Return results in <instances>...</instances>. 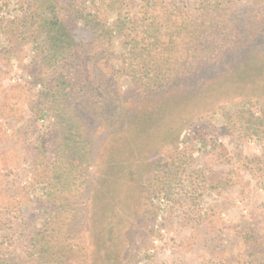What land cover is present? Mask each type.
<instances>
[{"label":"rangeland","instance_id":"obj_1","mask_svg":"<svg viewBox=\"0 0 264 264\" xmlns=\"http://www.w3.org/2000/svg\"><path fill=\"white\" fill-rule=\"evenodd\" d=\"M35 1L0 0V214L5 217L1 221V225L5 223L3 232L8 233L10 228L6 237L14 242L19 239L11 236L15 227L35 230L41 226L33 201L49 190L53 173L50 162L43 161L47 153L40 156L38 165L34 162L43 144L49 139L53 142V137L62 133L53 130L55 117L45 109L47 92L43 82L48 75L36 58L44 36L24 18L33 7L40 14L43 7H36ZM54 1L81 54L95 44L92 27L100 31L114 17L105 13L75 16L81 7L88 9L102 0ZM123 1L124 11L129 13H140L144 5L143 0ZM194 3L179 0L181 9L189 10ZM261 7L264 0L215 7L213 17L220 22L225 19L228 27L232 23L235 37L251 32L248 26L255 23L253 39L259 44L237 63L227 57L228 70L198 89L193 88L198 82L189 83L186 99L184 95L169 98L153 94L140 101L136 94L120 93L126 122L143 114L145 101H151L155 109L153 121L148 118L152 113H147L144 118L148 120L136 124L138 128L133 132H126L123 141L111 144L107 125L95 117L103 113H87L92 150L101 164L119 147H125L124 154L126 150L131 153L127 160L130 169L133 159L149 162L146 174L128 168L126 197L139 195L145 179L157 177L165 182L148 190L138 207L137 219L133 220L135 199L134 205L130 200L127 206L122 204L128 211L118 228L123 237H114L126 244L119 264H251L250 254L264 250V140L248 132L239 135L235 130L244 118L264 116V27L258 30L257 24L264 19ZM243 49L246 51V46ZM114 50L120 52L121 48ZM78 59L88 63L90 73L95 71L91 60ZM115 76L118 89H127L128 79L119 73ZM140 127L150 128L146 134H139ZM104 164L100 182L95 184L94 201L96 198L106 204L114 199L107 190L113 188L116 176L111 181ZM93 170L92 180L96 177ZM167 186L169 191L165 192ZM111 207L116 209L117 205ZM122 212L121 208L120 219ZM250 228L256 230L258 238L253 237ZM72 236L75 244L68 240ZM69 238H65V251L72 252L67 256L72 260L69 264H92L87 232L80 229ZM115 258L113 253L110 262Z\"/></svg>","mask_w":264,"mask_h":264},{"label":"trees","instance_id":"obj_2","mask_svg":"<svg viewBox=\"0 0 264 264\" xmlns=\"http://www.w3.org/2000/svg\"><path fill=\"white\" fill-rule=\"evenodd\" d=\"M143 1L140 13L124 11L123 0H102L88 9L87 6L78 9L76 17H94L98 13L114 16L104 29L99 31L98 27H92L95 44L83 54L77 52V44L67 30L56 1L37 0L36 7H43L40 14L35 12L34 7L26 13L25 21L35 24L44 36L36 58L37 64L47 70L48 75V80L43 82L47 92L45 109L55 117L51 125L53 130L62 133L56 134L53 142L49 139L43 144L40 154L37 153V162H34L38 165L40 156L47 153L43 161L50 162L53 173L48 182L49 190L33 201L42 222L40 228L15 227L16 230L11 233V236L19 238L15 243L6 237L8 233L10 235V228L8 233L3 232L5 223L1 225V221L5 217L0 214V264H69L72 260L67 256H71L72 252L65 251V238L80 229L88 234V259L92 264H119L126 244L114 237H123L118 228L128 210L122 204L127 206L130 200V204L134 205L135 199L137 207L133 220L137 219L138 207L148 190L152 191L151 187L156 183L165 185V182L157 177H152L150 181L145 179L139 195L134 199L126 197L127 170L130 169L127 160L131 153L126 150L124 154L125 147H119L103 163L110 180L116 176L112 181L115 183L113 188L107 190L111 193V200L113 196L114 199L112 203L108 201L105 204L95 198V202V184L100 182L104 168L100 157L92 150L94 141L89 134L91 122L87 113H103L95 117L107 125V138L111 144L123 141L126 132H133L138 128L134 127L136 124L140 126L148 120L144 118L147 113H152L148 118L153 121L151 118L155 109L151 101H145L141 108L143 114L126 122L120 93L136 94L140 101L153 94L169 98L184 95L186 99L189 83L198 82L197 87H193L198 89L206 81L228 70L225 66L227 57L228 61L232 59L237 63L259 44L253 39L255 23L248 26L251 32L235 37L232 35V23L228 27L224 24L225 19L220 22L213 17L215 7L226 8L227 4L242 0H194V6L189 10L181 9L179 0ZM261 9L263 11L264 7ZM251 20L253 22V18ZM257 24H260L258 30L262 29L264 19ZM117 40L119 44L116 46ZM244 46L246 51H243ZM118 47L120 52L114 50ZM81 57L91 60L95 71L90 73L88 63L79 61ZM101 65L104 66L101 68ZM118 73L128 79L130 85L127 89H118L114 80ZM251 118L253 120L242 119L235 130L239 135L244 136L248 132L264 140V116L253 115ZM154 120L157 121L158 117ZM149 128L140 127L139 134H146ZM142 159H133L130 171L139 169L138 172L146 174L149 162H138ZM137 184H134V189ZM168 187L165 192L169 191ZM113 204L117 207L111 210L109 206L113 207ZM249 230L254 238H258L255 229ZM75 239L72 236L68 240L75 244ZM247 240L246 237L245 242ZM113 253L117 258L110 262L109 257ZM250 257L251 264H264V250L250 254Z\"/></svg>","mask_w":264,"mask_h":264}]
</instances>
